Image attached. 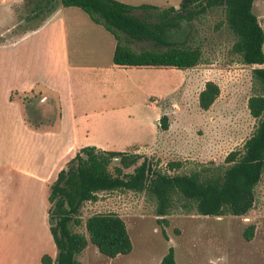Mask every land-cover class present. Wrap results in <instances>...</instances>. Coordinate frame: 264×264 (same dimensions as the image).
<instances>
[{"label": "rangeland", "instance_id": "1", "mask_svg": "<svg viewBox=\"0 0 264 264\" xmlns=\"http://www.w3.org/2000/svg\"><path fill=\"white\" fill-rule=\"evenodd\" d=\"M142 1L160 8L169 5L176 8L180 0ZM69 10L84 18H77L74 45L66 27L70 62L81 66L71 72L72 96L78 100L76 111L79 109L87 115L80 144L132 151L151 160L158 158L161 167L168 160H179L180 170L189 171L199 163H222L225 155L240 148L251 134L255 119L248 113L246 100L251 93L250 70L254 65L242 64L231 53L234 38L219 9H209L189 22H181L182 32L173 39L185 38L188 43L198 44L202 51L200 61L184 69L114 68L110 60L113 36L91 23L80 9L70 7ZM24 12L27 8L22 6L20 16ZM252 12L264 34V0H254ZM133 14L143 15L139 10ZM34 23L21 21L16 31ZM130 45L134 50L152 47L145 41H131ZM23 47L19 48V53H11L18 55L23 64H4L7 54L0 53V161L10 155L14 159L27 156L17 128V101L7 100L8 95L15 94L12 84L51 77L48 64L37 63L36 53L28 58L21 51ZM262 51L264 54V40ZM206 80L217 84L219 94L208 109L201 110L197 94ZM23 95L16 96L18 101L23 97L29 100L31 96L27 101L31 102L38 94ZM48 103L51 104L42 106V113L55 109L53 101ZM29 104L21 106L26 115L30 112ZM162 114L167 117L168 126L164 130L158 126ZM26 117L36 119V116ZM80 119L83 121L82 117ZM21 153L24 155L20 156ZM130 170L131 167L125 169ZM12 174L7 175L0 167V264H38L36 253L42 249L47 253L50 249L43 231L50 240L51 236L46 222L44 229L40 228L32 190L27 186L25 194L33 197L34 204L31 206V201L26 205L20 186L25 190L27 184L19 174ZM254 196L252 208L244 215L202 216L174 212L164 216L167 220L164 224L157 221L160 217L153 214V202L142 192H99L95 201L81 206L82 221L93 213L119 215L132 248L127 254L107 257L87 241L76 258L81 264H159L167 248L172 247L175 264H264V172L255 186ZM6 199L12 202V207L5 205ZM45 204L46 207V200ZM19 213L23 214V222L17 219H21ZM249 224H253V233L250 240H245L242 231ZM77 229L84 231L81 227ZM53 249L51 258L55 256Z\"/></svg>", "mask_w": 264, "mask_h": 264}, {"label": "trees", "instance_id": "2", "mask_svg": "<svg viewBox=\"0 0 264 264\" xmlns=\"http://www.w3.org/2000/svg\"><path fill=\"white\" fill-rule=\"evenodd\" d=\"M254 0H180L177 7H158L141 3L130 5L118 0H35L32 16L43 8L51 11L59 3L82 10L101 25L115 40L111 62L117 66L190 68L202 55L198 44L185 38L173 39L182 32L181 22H189L209 9H219L233 35L230 47L250 70V95L246 100L249 115L255 119L251 134L241 147L229 151L223 162L199 163L182 171L181 161L168 160L161 167L132 151L105 150L93 145L78 148L48 185L46 224L55 256L40 255V264H81L76 256L89 241L107 257L124 255L132 245L122 218L112 212L93 213L82 221L80 208L108 191L142 192L153 202V214L164 224V216L176 213L202 216H240L252 208L254 189L264 172V54L263 30L252 12ZM139 10L142 17L133 14ZM131 41H145L150 48L134 50ZM219 94V88L206 80L197 94V105L206 110ZM25 99V97H23ZM167 128V117L158 119ZM140 162H138V160ZM116 163H112L113 161ZM131 167L130 171L125 169ZM83 228L79 231L77 228ZM253 224L242 236L250 240ZM159 264H175L168 247Z\"/></svg>", "mask_w": 264, "mask_h": 264}, {"label": "crops", "instance_id": "3", "mask_svg": "<svg viewBox=\"0 0 264 264\" xmlns=\"http://www.w3.org/2000/svg\"><path fill=\"white\" fill-rule=\"evenodd\" d=\"M34 1L0 0V53L7 54L5 56L6 63L4 64H23L22 60L21 62L19 61L20 57L18 55L14 56L11 53H19V48L24 46L21 51L27 54L28 58H30L31 54L36 53L37 63L48 64L47 70L51 76L47 80H21L15 81L16 84H12L11 89H14L15 94L13 96L8 95L7 100L10 103L17 101V128L21 133L23 152L27 153V156L14 159L10 155L4 161H0V167H3L9 176H12V173L19 174L22 182L27 184L25 185V190L20 186V195L26 205H29L31 201L32 204L30 205L34 204L33 197L28 196L27 193L25 194L27 186L32 190L33 196L35 195V206L38 207L37 215L41 225L40 228H43L44 222H46L47 206L45 207V200L48 185L55 179L57 172L73 156L76 150L84 146L79 142L80 137H83L81 134L84 133L85 125L87 124L85 120V116L87 115L81 113L79 109L76 111L75 106L78 104V100H74L71 90V72L81 68V66L79 65L80 63L70 62L66 32L67 27L68 32L71 34L72 44L74 45V38L77 35L76 26H78L77 18L82 20L84 18L69 10L73 6L65 7L59 3L51 11L43 8L38 15L32 16L30 7ZM118 1L130 5L141 3L152 4L142 0ZM22 6L27 8V12H24L23 16H20ZM87 18L89 19L88 16ZM21 21L26 23L34 21L35 23L32 26H26L24 29L16 31V25ZM89 21L95 25H99L90 19ZM111 64L114 68L134 67L117 66L112 62ZM90 67L93 68L94 66L91 65ZM60 77L62 79H59ZM8 90L10 93L13 92V90ZM17 93L38 95L35 98L36 101L33 98L31 102H27L30 101L31 96H27L29 100L19 99L20 101H18V97L16 98ZM52 101L55 103V109L49 110L48 113H42V106L44 104H51L48 102ZM21 103L25 107L26 104L32 103L31 105L29 104L31 108L27 115L36 116L35 120L33 118L30 120L26 117V113L22 112ZM81 117L83 121L80 119ZM4 203L5 205L9 204L11 207L13 206L12 202L10 204L9 199L4 200ZM20 213L21 219H17L19 222H23L24 217ZM27 216L29 217V214ZM21 225L24 227L23 223ZM43 236H45L44 239H46L50 247L47 253L52 256V253H50L54 246L52 239H49L45 231H43ZM44 248L47 247L45 246ZM42 253H44L43 249L36 253L35 262L37 261L38 263Z\"/></svg>", "mask_w": 264, "mask_h": 264}]
</instances>
